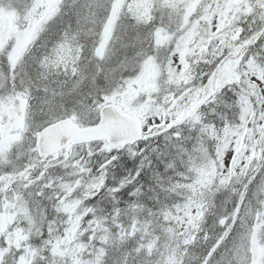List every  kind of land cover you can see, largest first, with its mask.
I'll list each match as a JSON object with an SVG mask.
<instances>
[{
	"label": "snow or ice",
	"instance_id": "6c2138e0",
	"mask_svg": "<svg viewBox=\"0 0 264 264\" xmlns=\"http://www.w3.org/2000/svg\"><path fill=\"white\" fill-rule=\"evenodd\" d=\"M149 7L147 0H71L65 16L66 0H35L24 21L28 32L0 45L15 67L27 59L37 34L62 17L65 21L62 27L57 24L52 40L43 45V61L35 75L31 69L19 76L15 72L11 77L0 74V111L6 113L0 120V217L10 220L8 225L0 224V264H92L93 255L95 264H100V255L117 245L121 251L114 255L115 264H136L137 260L154 264L151 256L158 254L161 245L167 249L168 259L161 258L159 264H182L179 253L184 248L196 239H209L202 231L207 219L205 205L192 195L197 186H227L241 179L246 184L250 172L254 179H259L257 171L264 175V163H257L264 162V126L256 120L258 115L264 121V113L244 107L247 98L234 92L236 85L230 77H218L217 72L204 75L194 96L191 89L180 96L181 100L192 96L188 105L181 106L176 95H161L153 88L136 104L121 108L122 99L141 83L144 68L153 57L170 84H187L191 56L185 42L201 24L213 29L207 33L209 39L232 47L225 38L237 16L227 26L225 19L234 7L233 0H202L198 8L191 0L173 5L161 2L153 7L152 16L147 14ZM157 11L165 14L162 21L169 19L167 30L173 33L166 51L157 48L167 39L160 37ZM235 12L246 13L248 23L231 39L244 40L245 45L264 44V31L260 30L264 0H250V6L240 0ZM99 13L103 18L98 20ZM249 24L253 25L251 31ZM117 29L135 37L140 65L136 73L119 82L105 64L110 38ZM91 34L98 36L95 43L89 39ZM235 51L239 53L240 48ZM223 59L221 56L213 68ZM60 75L71 77L70 89L77 97L72 105L57 103L56 90L49 87ZM99 76L110 86L89 90L81 98V81L94 83ZM257 80L264 81V68L258 70ZM67 85V80L61 83V96ZM257 86L248 81L249 88ZM41 89L50 93L44 97L47 116L45 122L35 125L29 122L31 101L33 92ZM209 96H215L225 110L236 109L234 115L229 113L235 123L223 113L214 124L201 120L199 109ZM149 115L159 117L155 124ZM185 122L191 124L190 136L184 134ZM131 127L141 131L130 134ZM60 128L70 130L69 135L59 137L57 149L51 151L47 136ZM13 130L16 134L9 136ZM71 130L80 135H72ZM161 139L163 144L158 143ZM9 140L18 141L10 151ZM129 160L134 162L131 167ZM156 164H163V171ZM146 170L153 181L147 189L141 183ZM65 173L76 184L72 196H67L71 187L66 192L56 188L65 180ZM258 191H264V182ZM237 197L218 220L223 226L219 235L194 264H213L218 249L239 228L244 234L242 243L233 247L236 264H264V255H258V249H264V211L246 208L243 193ZM73 245L83 251L86 262L68 260L63 250H71Z\"/></svg>",
	"mask_w": 264,
	"mask_h": 264
},
{
	"label": "clouds",
	"instance_id": "9594fccd",
	"mask_svg": "<svg viewBox=\"0 0 264 264\" xmlns=\"http://www.w3.org/2000/svg\"><path fill=\"white\" fill-rule=\"evenodd\" d=\"M66 2L67 10L64 13L65 16H67L68 12L71 10V0H66ZM84 12L85 15H87L86 9ZM102 18L103 14L99 13L98 20ZM256 19H258V17ZM254 22L255 20L253 23ZM244 23H248V16L246 13L242 12L237 15L236 20L227 31V44H230L232 47H227L224 43L212 41L210 45L202 46L201 50L198 51L195 56L191 57V66L187 73L191 79L187 84H170V78L167 77L166 73H162L158 81V90L160 94H169V97H171V95H176L179 105H188L190 104L192 96L186 97L183 100L180 99V96L188 89L192 90V95L194 96L195 90L199 89L201 86L203 76L209 72H217L218 77L227 74L236 85L234 92L238 91L247 98L244 107L249 108L250 112H255L257 114L264 113V81L258 82L257 80L258 70L264 68V44H257L254 42L252 45H245L244 40L231 39L233 35L239 32L241 25ZM57 24L61 27L64 26L65 21L63 17L58 22L48 24L43 32L37 34L36 39L29 46L28 53L26 54L27 59L18 61L15 67L11 66V61L8 59V52L5 51V49H0V74H6L11 77L13 72H15V74L19 76L22 71L31 69L33 75H35L40 70L41 62L43 61V45L52 40ZM252 26V24H249V31H251ZM93 28H98V25L93 26ZM260 30L264 31V22H261ZM89 31L91 33L93 30L90 29ZM199 31L201 33V39L207 36V33L211 32L210 28L206 27L204 24H201ZM253 35H255V33H253ZM89 39L92 43H95L98 36L91 34ZM245 39H250V37L245 34ZM89 47H91V45H89ZM236 48H240L239 53H236ZM108 51L109 59L105 64L114 70L113 75L117 82H119L121 78L128 79L133 73H136L137 68L140 67L139 63L136 61L135 37L131 36L130 33H122L117 29L110 38ZM221 56H223L224 59L213 68V64H215ZM244 57H247V59H244ZM87 59L91 60L92 58L89 56ZM221 65L224 67L221 68ZM218 69H220L219 72L217 71ZM248 81L257 83V88H249ZM109 86V82L104 80L102 76H99L94 83H90L85 79L81 81L78 95L82 96L85 92H89V90L106 89ZM46 95H50V93H44L42 89L33 92L31 116L29 118L31 124L41 125L42 122H45L47 106L44 97ZM56 95L58 98L57 103L72 105L73 101L77 99L76 96L72 95V89L70 88L65 91V95L61 96L60 91H56ZM201 98H203V94H201ZM235 111V108L230 110L223 109L215 96H209L207 101L201 105L199 115L203 122L214 124L219 120L221 113H223L228 119L233 120V123H235L233 119ZM229 113L233 115H229ZM148 119H151L152 123L155 124L156 119H159V117L153 119V117L149 115ZM248 119L251 121L252 116L249 115ZM256 120L257 123L264 126V121H260L258 115L256 116ZM145 123H147V121H145ZM183 130L186 136L192 135L190 123L185 122ZM28 142L26 138L25 143ZM174 150L175 149H173V151ZM257 163L264 162L258 161ZM181 167H183V165H181ZM65 177L63 183H57L56 188L58 191L66 192L67 187H71L72 192H67V196H72L73 192L76 191V184L69 178L67 173H65ZM255 177H259V179H254L253 173L250 172L246 184H243V179H241L227 186H220L219 184L197 186V190L193 191L192 195L194 197L198 196L205 205L204 210L207 213V219L203 225L202 231L209 239L207 241L196 239L192 246L184 248L183 251L179 253L182 264H194L195 259L201 257L204 249L212 243L217 235H219L223 226L218 223V220L232 207L234 201H238V193L246 195V203L244 205L246 208L251 207L252 209L264 211V191H258L259 184L264 182V175H261L260 172L257 171ZM37 179H39V177ZM192 184L193 186L197 185L195 173H192ZM245 188H247V192L244 191ZM78 198L79 197H73V199ZM237 206H240L238 202ZM243 234L244 229L239 228L230 239H227L218 249L213 264H236L233 247L234 245L238 246L242 243ZM64 251L69 261L74 259H80L82 262L87 261V257L84 256L83 251L76 248L75 245H73L71 250L65 248ZM114 255L113 249H107L104 254L100 255V264H115ZM161 255L164 260H167V249H165ZM95 259L96 257L93 255L92 264H95Z\"/></svg>",
	"mask_w": 264,
	"mask_h": 264
},
{
	"label": "rangeland",
	"instance_id": "374dc122",
	"mask_svg": "<svg viewBox=\"0 0 264 264\" xmlns=\"http://www.w3.org/2000/svg\"><path fill=\"white\" fill-rule=\"evenodd\" d=\"M9 6H12L15 2L17 4V1L20 3L19 8L24 11L23 13H20V16L15 15L13 11L7 12V4ZM35 0H0V7L2 8L0 10V40L2 39H9L10 37L12 39H17L21 37L24 33L28 32V29L24 27V21L28 19V14L32 12V6L34 5ZM139 2L143 3L144 0H139ZM148 4L151 6L148 9V16L153 15V7L157 3H164L167 5H173L177 4L179 2H182V0H147ZM193 4L196 5V7H199V4L202 2V0H191ZM240 0H233L234 7L229 10L228 15L225 19L226 26L228 25V21L233 18V16H237L239 13L235 12V5L238 4ZM244 3L248 4L250 6V0H243ZM196 8L193 9V12H195ZM243 11V10H242ZM156 23L158 27V31L160 33L161 38H167L164 39L162 43L158 44V49L162 48L164 51L167 50V44L170 43L171 37L173 33L169 32L167 30V26L169 25L170 21L167 17L163 19V21L160 19V17H164L165 14L163 12H156ZM171 26L175 27V20H171ZM211 31L213 29L209 27ZM227 39V37L225 38ZM212 43V39H209L208 36H204L203 39H201V33L199 31V28L197 31L185 42V47L187 49V55L188 56H195L198 51L201 50V47L204 45H210ZM163 53H161L162 56ZM191 66V64H190ZM160 66L157 63H154L153 60L150 64H147L143 71V78L141 80V83L139 85L135 86V90L130 92L126 97L122 99V103L125 105L131 104V101L134 100L137 96L146 95L148 91H151L153 88L158 89V81L160 78ZM187 75V73H186ZM225 78H229L227 74L224 76ZM67 80L68 85L64 88V90H68L71 86V77H66L64 75H60L56 79H53L52 83V89H55L56 91H60L61 89V83L63 81ZM59 81V82H58ZM147 90V91H144ZM154 99V97H153ZM6 113L3 111H0V120H3ZM2 131V129H0ZM16 134L15 130H13L11 133H9V136H14ZM18 141L16 140H9L7 142V148L10 151L12 147L17 144ZM26 147V145H25ZM64 170L61 169V172ZM10 223V220L8 217H0V224L8 225ZM186 227V225H185ZM130 247V245H129ZM165 248L161 245L159 247V252L157 255L151 256V259L154 261V264H159V261L162 258V253L164 252ZM64 251V250H63ZM115 254H118L121 249L119 248V245L115 249H113ZM65 253V251H64ZM151 255V254H150ZM258 255H264V249H258ZM168 259V258H167ZM136 264H139V260H137Z\"/></svg>",
	"mask_w": 264,
	"mask_h": 264
},
{
	"label": "water",
	"instance_id": "95a60500",
	"mask_svg": "<svg viewBox=\"0 0 264 264\" xmlns=\"http://www.w3.org/2000/svg\"><path fill=\"white\" fill-rule=\"evenodd\" d=\"M122 108V106H121ZM69 131L66 128H60V129H56L51 131L48 136H47V146L51 151H55L57 149L58 146V139L61 136H68L69 135ZM139 131H141L140 128H136V127H131L129 129V133L130 134H138ZM71 134L74 136H79L80 134L77 133L75 130H71Z\"/></svg>",
	"mask_w": 264,
	"mask_h": 264
},
{
	"label": "trees",
	"instance_id": "16d2710c",
	"mask_svg": "<svg viewBox=\"0 0 264 264\" xmlns=\"http://www.w3.org/2000/svg\"><path fill=\"white\" fill-rule=\"evenodd\" d=\"M86 93L87 92H85L84 94H86ZM82 97H83V95H82ZM133 164H134V162L132 161V163L131 164H128V165H129V167H131ZM156 167L158 168V170L163 171L162 164H156ZM152 183H153V181H152V173L150 171H148V172H146V175L144 177L145 188L147 186H150Z\"/></svg>",
	"mask_w": 264,
	"mask_h": 264
},
{
	"label": "bare ground",
	"instance_id": "6f19581e",
	"mask_svg": "<svg viewBox=\"0 0 264 264\" xmlns=\"http://www.w3.org/2000/svg\"><path fill=\"white\" fill-rule=\"evenodd\" d=\"M19 12L21 13L22 10L20 9ZM52 83H53V82L50 83V88H52ZM64 91H67V89L64 90ZM81 98H83V97L81 96ZM131 163H132V161L129 160V161H128V164H131ZM144 185H145V184H144ZM128 199H130V198H129V197H123V200H125V201H127Z\"/></svg>",
	"mask_w": 264,
	"mask_h": 264
}]
</instances>
